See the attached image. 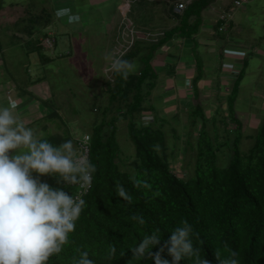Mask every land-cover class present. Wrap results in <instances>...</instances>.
I'll return each mask as SVG.
<instances>
[{
	"label": "trees",
	"instance_id": "trees-1",
	"mask_svg": "<svg viewBox=\"0 0 264 264\" xmlns=\"http://www.w3.org/2000/svg\"><path fill=\"white\" fill-rule=\"evenodd\" d=\"M210 2L194 0L185 16L200 14ZM225 15L221 18L224 21L228 19V14ZM185 25L189 28V24ZM163 35L159 34L153 41L155 46L163 44ZM46 36L41 43L43 48L51 47L46 42L47 38L53 39L55 46L53 36ZM138 43L139 39L134 47ZM134 47L123 59L132 57ZM41 54L49 58L45 50ZM145 75L142 73L139 77L144 78ZM135 102L130 107H116L119 111H115L118 122L125 124L122 128L128 130L135 144L134 155L125 154L120 148L116 119H111V125L105 119L94 120L88 159L95 167L91 188L80 192L78 185H57L55 178L50 176L41 179L53 188L62 187L69 195H80L85 201L76 229L69 236V243L60 254L52 256L48 264H74V258H78L83 251L88 252L95 264H155L154 258L147 254L140 260L134 259L130 247L138 246L142 236L159 229L160 244L150 249L155 254L164 246L171 232L182 226L181 222L185 220L193 229L191 239L194 248H198L201 258H207L211 264H219L217 251L221 254L220 259L235 251L239 264H264V117L256 131L258 142L247 152H242L239 144L240 132L242 130L243 133L244 128L236 116L232 120L236 128L231 131L228 117L220 122H213L212 119L206 122L204 116L198 114L204 122L200 123L195 135L192 132L197 144L186 133L181 130L176 132V128L172 127L178 142L182 137L186 138L184 147L190 150L189 157L185 152L178 159L181 153L170 151L168 140L164 137L167 113L159 114L153 104L143 106V96L139 92ZM112 107H108L109 111ZM148 109L153 111V119L145 121L143 117ZM53 113L50 121L58 118V110ZM37 123L31 122L27 126L33 127ZM208 123L211 127L209 132ZM42 128L45 133L41 138L54 145L71 140L76 149L78 140L75 134L53 131L47 122ZM236 131L240 136L230 139L231 133ZM207 133L214 137L208 139L205 137ZM233 140V155L229 163L223 165L221 158L230 156L226 150L227 142ZM178 142L173 144L177 149ZM117 184L123 185L131 202L116 194ZM133 215L142 216L145 223L141 225L132 220ZM113 245L116 247L115 254L111 253ZM161 256L171 264L172 257L167 249ZM179 264H196V260L194 257L185 258Z\"/></svg>",
	"mask_w": 264,
	"mask_h": 264
},
{
	"label": "crops",
	"instance_id": "crops-1",
	"mask_svg": "<svg viewBox=\"0 0 264 264\" xmlns=\"http://www.w3.org/2000/svg\"><path fill=\"white\" fill-rule=\"evenodd\" d=\"M3 1L0 0V10L5 6H3ZM125 1L28 0L27 6L25 4L15 11V14H17L13 22L15 29L14 31L8 30V33L14 38L15 45L19 47L22 53L36 52L38 60L43 63H53L55 61L54 56L59 58L66 55L71 56L75 53L71 60L88 61L86 67L98 65V70L103 73L102 78L104 76L107 78V81L103 80L106 85L102 87V90L106 92L114 88L112 90L114 93L116 90H123L124 92L121 96L113 94L108 96V101L114 103L117 108H120L121 105L124 108L130 107V103L126 104L125 102L134 103L138 92L142 94L147 92L146 95L149 99L143 98L144 103L142 105L153 104L160 114L170 113L171 115L173 107L187 108L192 101L196 102L193 107H203L201 100H206L205 102L211 105L210 109L212 111L208 115L213 122L214 120L220 122L222 118H229L231 109L234 116L242 117L245 126L252 124L253 128L258 130V126L264 117V72H261L264 70V17L263 21H260V33H255L254 38L249 36V39H246V36L242 38V32L244 33L247 29L250 30L249 25L245 21L242 22V19L236 13V11L248 12L249 9L245 4L251 0L240 7H234L233 0H211L210 4L200 14H191L187 18V24L191 26L188 25L189 28L186 29L194 28L187 34H182V31H186L184 29L185 19H182V17L188 12V8L194 0H172V2L168 0L167 4L164 3V0L147 1L153 3V8L157 10L153 17L154 20L158 18L159 23L162 20V22L170 20V24L162 37H166L168 30H172L174 33L173 38L170 41L163 38V44L156 46L153 42L156 40L140 39L141 41L139 40V43L134 47L133 52L135 51V53L132 54V57L126 56L124 59L133 63L138 59L141 64L136 66L135 71L127 79L122 78L119 74L112 73V79L115 75L114 81L106 73L110 64V60H107L106 56L114 57L113 47L120 37L119 25L122 18L120 5ZM181 1L186 2L187 5L183 14H178L174 11V6ZM144 4L145 8L149 7L148 3L144 2ZM10 5L15 4L10 2ZM62 7L71 8L73 14L79 17L78 22L69 24L67 18H57L55 11ZM135 8H138V6ZM130 9L132 10L131 5ZM263 11L264 7L261 9V12ZM9 14H13L12 10ZM223 14H228V19L225 21L221 19ZM128 15L131 18L130 11ZM135 15H133L134 20L131 19L138 28L145 31L162 29L160 27L162 24L159 23L152 29L149 23L140 19L141 16L138 12ZM55 23H59L65 30H59L60 27ZM221 27L224 28L221 29ZM49 34L53 36L56 44L49 48H43L41 43ZM59 34L60 37H65L59 40ZM93 36L95 37L93 38ZM60 41L62 42L61 45ZM171 42H173V45H180V53L170 54L168 52V56L162 57V50L160 52L159 49L164 48L166 44V46H171ZM190 43L196 45L189 47ZM197 47H201L205 52H211L212 55H203L200 51V55H197V57L193 55V60L186 61L183 57L184 54L187 57L190 56L187 50L190 49L193 54H196ZM5 49L0 40V54L2 53L4 56L3 58L0 57V67L4 65L5 71L4 75L1 76L0 74V98L8 97V101H16L18 108L15 114L18 117L22 116V121L26 126L36 121L33 119L36 115L40 116V119L45 120V122L51 123L50 116L57 110L44 109V113L41 114L34 112L41 106L39 103L47 104L54 98L42 97L39 94H34V98H31L28 90L22 86L26 85L25 80L9 69L11 66L5 61ZM42 50L43 52L45 50L49 58L42 57ZM142 73L147 75L140 78L139 75ZM247 76L249 77L247 78ZM256 77H259L258 80H256ZM1 78H3V81ZM28 79H31V77ZM159 81L162 86L167 87L160 95L154 92ZM108 84H113L112 88ZM248 85L252 86L248 89L252 91L251 98H245L242 93V91H245V86ZM148 87L151 91L147 90ZM157 91L159 92L160 89ZM151 92L153 94L150 98ZM242 98L247 100L250 110H239V105H242ZM160 101L161 106L159 105ZM147 111L146 114L153 115L150 112L151 110L148 109ZM233 125H235V122L229 120L228 128L235 129ZM240 134L242 135V130ZM240 134L238 132L237 136H240Z\"/></svg>",
	"mask_w": 264,
	"mask_h": 264
},
{
	"label": "clouds",
	"instance_id": "clouds-1",
	"mask_svg": "<svg viewBox=\"0 0 264 264\" xmlns=\"http://www.w3.org/2000/svg\"><path fill=\"white\" fill-rule=\"evenodd\" d=\"M55 16L67 18L69 24L79 20L68 7L58 8ZM106 59L110 60L109 71L124 79L135 71L136 65L122 57L106 56ZM17 108L15 100L0 106V264H48L50 258L60 254L69 243L85 201L69 195L62 187L53 188L41 182L40 177H53L57 185L90 186L95 167L78 156V148H74L71 140L54 145L41 138L43 134L38 135L17 117ZM143 118L147 121L153 116L147 113ZM233 126L236 128V124ZM82 136H76V139ZM231 143L234 144V140ZM230 150L227 151L232 156L233 151ZM33 173L37 175L34 177ZM115 192L123 200L131 202L123 185L117 184ZM131 218L141 225L145 223L142 216L133 215ZM181 225L171 232L164 246L155 254L150 249L160 244V230L155 229L142 236L138 246L130 247L134 259L140 260L147 254L154 258L155 264H169L161 256L167 249L172 257L171 264L193 257L196 264H211L207 258H201L198 248H194L192 226L186 220ZM111 253H116L115 245L111 247ZM220 255L217 251L219 264H239L235 251L224 259H220ZM74 264H95V261L83 251L74 258Z\"/></svg>",
	"mask_w": 264,
	"mask_h": 264
},
{
	"label": "rangeland",
	"instance_id": "rangeland-1",
	"mask_svg": "<svg viewBox=\"0 0 264 264\" xmlns=\"http://www.w3.org/2000/svg\"><path fill=\"white\" fill-rule=\"evenodd\" d=\"M28 0H4L3 1V6L2 9L0 10V40L3 43V47H5V61L6 63L11 66L9 69L17 74L18 77H21L25 80L26 85H22L28 90V94L30 95L31 98H34L36 94H39V96L42 97H49V98H54L51 99L49 103H39L41 106L36 110L34 113H44V109L47 110H58V118H56V121H52L51 123H48V126L54 128V131H62V132H70L71 134H75L76 136H82L85 133H89L92 130L93 127V122L94 120H102L105 119L109 125H111V119L114 118L116 119L115 125H117V140L120 143V148L123 150L125 154L128 155H134L136 152V147L134 142L129 136V132L126 128H122L125 124L123 122H118L119 117L116 115V106L114 103L108 101V96L113 94V95H123L124 92L123 90H116L115 93L112 92L114 88H112L113 84H108L112 90L104 91L102 90V87H104L106 84H104V81H107V78L104 76L102 78L103 73L98 70V65H90L86 67V63L88 61H83V60H71L74 55H66L63 57L56 58L55 61L51 64L48 63H43L38 60L37 53H22L17 45H15L14 38L8 33V30H13L15 29V26L13 25V22L16 18L15 11L17 9L22 8L23 5L27 4ZM127 1V0H126ZM126 1L120 5L123 6ZM149 0H133L131 2V7L132 10H130V16L133 19V15H135L136 12L140 14V19H143L144 22L149 23L154 29L155 25L159 23L158 18L153 19L155 16V8L153 3L147 2ZM168 0H164V3L167 4ZM10 2H13L15 5H10ZM145 3H148L149 7L145 8ZM172 2V0H170ZM246 7L249 9L248 12H241V11H236L237 15L239 18L242 19V22L245 21L247 25H249V29L245 30L244 33L242 32V38L249 39V36L254 38V34L260 33L261 26H260V21H263L264 17V11L261 12V9L264 7V0H251L247 4H245ZM138 6V8H135ZM151 8V9H149ZM12 10V15L9 14V12ZM143 12V14H142ZM196 12V11H194ZM193 12V13H194ZM10 15V16H9ZM136 16V15H135ZM187 20V16H183L182 19ZM131 19V20H132ZM153 19V20H152ZM134 20V19H133ZM149 20H152L151 22ZM122 21V18H121ZM120 21V24H121ZM149 21V22H148ZM163 21V20H162ZM160 22L159 24L162 29H158V31H152L155 33H158V35H163L166 32V28L170 24V20H165L164 22ZM184 23H187L185 22ZM58 27L59 30L62 31L64 29L63 27L60 26L59 23H55ZM55 25V26H56ZM191 26V25H190ZM151 29V28H150ZM184 29L186 31H182V34L184 33H189L187 29ZM192 30L194 29L193 27L191 28ZM65 30V29H64ZM165 30V31H164ZM119 31L122 34L123 30L120 29L119 25ZM173 31L168 30L167 36L164 37L168 41L172 40L173 38ZM59 34V40L62 37ZM95 36H93L94 38ZM99 38V37H96ZM60 41V45H61ZM94 44V43H92ZM191 44V43H190ZM189 44V45H190ZM167 45V44H166ZM164 46V48L159 49L162 57L168 56V52L170 54H179L180 53V45L175 44L173 45V42H171V46ZM195 43H192L189 47L195 46ZM165 49V50H164ZM8 53H7V51ZM188 53L190 54L189 57H187L184 54V59L186 61H191L193 60V55L197 57V55H200L199 52L201 51L203 55H212L211 52H205L201 47L196 48V54H193L190 49L187 50ZM113 53H114V47H113ZM166 53V54H165ZM0 57L3 58V54H0ZM92 63L91 61H89ZM96 62V61H95ZM188 62V63H189ZM262 63V61H261ZM98 64V62H97ZM134 64L138 66L140 61L138 59L135 60ZM256 65V62L254 63ZM88 65V64H87ZM4 65L0 67V74L1 76L4 75ZM261 72H264L262 70ZM108 74L109 78L111 77L112 72L106 71ZM14 74V75H15ZM16 76V75H15ZM16 76V78H17ZM31 77V79H28ZM249 76H247L248 78ZM259 77H256V80H258ZM42 81H38V80ZM44 79V80H43ZM111 79V78H110ZM3 81V78H1ZM112 80V79H111ZM34 81V82H33ZM109 81V80H108ZM252 85V84H251ZM246 88L244 89L245 91H242L243 95L245 98H251L252 96V91L248 90L252 86H245ZM121 88V87H120ZM164 85L162 86L161 82L159 81L156 89L154 92H157V94H162V92L165 91ZM123 89V88H122ZM145 89V88H144ZM160 89L158 92L157 90ZM146 90V89H145ZM147 90H150L148 87ZM151 91V90H150ZM140 96L142 95L144 99H149L147 97V92H144L142 94L141 92ZM35 94V95H34ZM153 92H151L150 98L152 97ZM112 95V96H113ZM114 97V96H113ZM257 97V96H256ZM8 97H3L0 98V106H6L8 103ZM206 101V100H205ZM201 100V104L203 107L202 109L198 108V106L193 107L196 105V102L194 103L193 101L189 103V106L187 108H174L172 110V114L167 113L168 116V121L166 120V127H165V133L164 137L168 140V144L170 145V151H178L180 154V159L181 157L184 156V153L186 152V155L189 157L190 155V150L185 149L184 147V142H186V138L184 137L181 138V140L178 142L177 138L175 137V133H173L172 127L176 128V132L181 130L183 133H186V136L188 135L189 139H192L191 141L194 144H197V139L194 138L195 136L192 137V132L195 133L198 132L200 129V123L202 124L204 120L207 122L210 117L208 113L212 111L210 109L211 105H209L208 102H205ZM130 102V105L136 104ZM4 104V105H3ZM161 106V101L160 104ZM113 106L110 111L112 110V113H110L108 107ZM249 104L247 103V100L242 98V105H239V110H245L248 111L249 109ZM96 108V110L94 109ZM204 111V114L203 112ZM48 112V111H47ZM151 112H153L151 110ZM159 112V111H158ZM232 115L231 117L228 118L229 120H234V114L231 112ZM160 114V113H159ZM164 114V113H163ZM201 114L204 116V120L198 115ZM18 117V115H17ZM22 116L18 117L20 120H23L21 118ZM236 117L239 119V122L244 123V120L242 117ZM199 118V121L197 120ZM33 119H35L38 123L35 124L33 127H31L38 135L39 134H44L45 131L42 128V124L45 122V120H40V116L36 115ZM157 119H159L157 117ZM95 121V122H96ZM196 121V122H195ZM40 122V123H39ZM169 122V123H168ZM199 122V123H198ZM209 128L208 132L211 131L210 124L208 123ZM119 127V129H118ZM244 128V133H242V139L240 140L239 148L242 150V152H247L249 149L253 148L255 144L258 142L256 139V131L257 129L253 128L252 124H247L245 126V123L243 125ZM52 130V129H51ZM50 130V131H51ZM253 132V133H252ZM255 134V135H254ZM43 136V135H42ZM214 137L212 134L205 137L210 139L209 137ZM240 136V138H241ZM237 137V132L231 133L230 139L236 138ZM178 142L179 148H175L173 146L174 143ZM232 141H228L229 143L228 147H226V150L231 149L230 151H233L234 145L231 143ZM196 146H194L195 148ZM234 152V151H233ZM187 157V158H188ZM232 156L230 155L229 157L226 156L225 158H221V162L223 165L229 163V160ZM173 162V161H172ZM193 168V166H191ZM37 174L33 173V176L35 177ZM43 179V176L40 177V180ZM42 182V181H41Z\"/></svg>",
	"mask_w": 264,
	"mask_h": 264
},
{
	"label": "built area",
	"instance_id": "built-area-1",
	"mask_svg": "<svg viewBox=\"0 0 264 264\" xmlns=\"http://www.w3.org/2000/svg\"><path fill=\"white\" fill-rule=\"evenodd\" d=\"M133 0H127L126 3L121 6L120 12L122 16V21L120 24V29L123 30V33H120V37L117 39V43L114 46V57H122L129 52V50L134 47L136 40L140 39H157L158 33L152 31H145L143 29L138 28L133 20L129 17L128 13L131 10L130 5ZM248 0H233L234 7H240ZM186 2H178L174 6V11L178 14H182L186 9ZM226 15L223 14L222 17ZM49 46H53V39L47 38L46 40ZM109 71V69H107ZM77 148H78V156L88 161L90 154V141L91 137L89 134H85L81 138H77ZM80 188V192H87L91 186L87 185H78ZM80 197V195H76ZM81 198V197H80Z\"/></svg>",
	"mask_w": 264,
	"mask_h": 264
}]
</instances>
